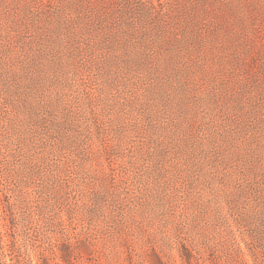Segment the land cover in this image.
Here are the masks:
<instances>
[{
    "label": "rangeland",
    "instance_id": "rangeland-1",
    "mask_svg": "<svg viewBox=\"0 0 264 264\" xmlns=\"http://www.w3.org/2000/svg\"><path fill=\"white\" fill-rule=\"evenodd\" d=\"M0 264H264V0H0Z\"/></svg>",
    "mask_w": 264,
    "mask_h": 264
}]
</instances>
